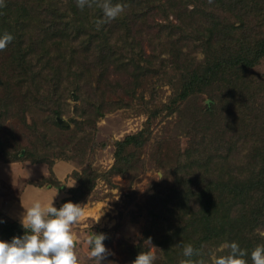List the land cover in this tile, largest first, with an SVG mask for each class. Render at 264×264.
Wrapping results in <instances>:
<instances>
[{
	"label": "trees",
	"instance_id": "1",
	"mask_svg": "<svg viewBox=\"0 0 264 264\" xmlns=\"http://www.w3.org/2000/svg\"><path fill=\"white\" fill-rule=\"evenodd\" d=\"M99 2L81 9L76 0H4L0 36L14 37L9 44L19 57L0 70V146L19 144L5 161H48L33 157L37 152L30 148L18 154L24 145L15 131L21 125L38 129L43 147H57L47 133L68 130L70 122L76 128L69 139L85 138L84 125L93 119L69 113L67 98L80 99L90 86L97 99L86 98L79 113L109 108L101 75L119 77L115 93L126 90V80L131 88L137 72H157L153 62H158L165 67L161 73L172 70L171 93L163 104L169 112L177 109V132L185 137L190 156L172 155L168 164L165 155L173 148L159 142L158 165L170 182L150 177L145 187L146 237L160 249L159 264H186L183 248L189 244L202 253L193 261L211 264V254L226 255L220 248L231 242L246 250L252 264L251 252L264 245V73L252 70L264 55V0H111L125 12L98 26L104 19ZM149 35L156 46L146 54L142 42ZM194 46L202 58L193 55ZM199 97L203 101L195 107ZM63 115L67 125L57 119ZM154 138L147 122L115 140L109 170L136 175L143 165L141 150ZM78 175V185L68 189L57 208L88 195L92 182ZM24 234L21 222L0 210V240Z\"/></svg>",
	"mask_w": 264,
	"mask_h": 264
},
{
	"label": "rangeland",
	"instance_id": "2",
	"mask_svg": "<svg viewBox=\"0 0 264 264\" xmlns=\"http://www.w3.org/2000/svg\"><path fill=\"white\" fill-rule=\"evenodd\" d=\"M145 30L142 37L146 33ZM142 44L146 54L152 52L156 46L152 36L144 37ZM194 47L195 53L193 55L197 59L202 58L203 54L200 47ZM164 55L166 53H162V56ZM11 57L17 61L19 59L16 47L9 44L4 50H0V70L8 69L5 66L14 61L10 59ZM153 64L154 68L157 66V72H142V74L139 71L136 74L137 78H133L131 88L130 82L126 80L127 82H124L126 90L118 89L115 93V88L122 83L119 77L112 75V72L109 76L101 75V79H103L101 85L108 94L104 102L109 108L105 107L103 110H98L93 107L91 112L94 115L88 111L79 113V110H82L87 103L86 98L91 103L97 99L92 87L85 86L86 94L80 99H74L71 96L67 98L69 113H73L79 120L93 119V122L84 125L87 131L85 138L78 137L72 140L71 137L69 139L71 130L76 128V123L70 122L68 130H59L65 132V135L57 131L47 133L48 138H53L54 142H58L57 147H43L42 136L38 129L33 131V127L21 125L18 131H15L16 137L19 139L18 142L24 145L20 146L22 148L18 154H23L24 150L30 148L37 152L33 157H43L48 161L37 163L24 159L5 161L14 155L16 149H19V144L8 143L9 147L5 148L0 146V176L4 177H0L2 178L0 182L2 197L0 204L11 211L7 213L0 210L18 221H21L25 211L24 207H30L32 202L38 199L33 196L34 193L38 195L33 187L34 184L44 188L57 183L63 185V188H58L60 192L59 199H56L55 204H57L60 197L69 195L67 184L75 183V186L78 185V174H82L86 179L91 180L92 184L88 195L84 199L76 198L73 200L76 201L74 203L81 204L85 211L84 220L73 226V231L79 241L76 245V251L81 264H95L94 260L88 258L87 253L90 249L85 243L86 237L93 232L106 234L107 239L104 244L112 253L102 264H132V261L136 259L134 256L140 252L148 251L156 255L155 264L160 263L161 252L159 247L151 238H147L144 232L149 217L144 190L150 182V177L158 181L157 173L163 172L165 176L163 167L158 165L159 142L167 141L170 146L168 147L169 150L173 148L172 152L165 155L168 164L173 162L172 155H176L177 159L178 157L179 159L188 158L190 150L186 148L185 137L180 136L177 132L179 122L176 115L177 109L169 112V108L167 109L163 104V102H167L171 93L169 84L170 79L173 80L172 70L161 73L162 68L165 67L159 68L158 62H153ZM163 64L166 63L163 62ZM252 70L257 73H264V55ZM90 78L95 79V77ZM109 78H111V85L107 84ZM202 101V98L199 97L194 106L200 105ZM75 104H78V112H73ZM34 115L36 118L37 114L34 113ZM13 118L15 117H10L8 121H13ZM60 118L65 121L68 120L67 115L57 119L60 120ZM147 122L153 130V137L155 138L141 150L140 157L143 159V165L139 167L141 170L134 176L111 172L109 169L114 162V141L121 139L126 134L138 131ZM36 123L39 124V122ZM182 149L184 150L181 151ZM178 151H181L180 155H178ZM169 178L160 179L159 183L167 185L170 181L166 179ZM101 211L104 214L99 222L95 223V218L100 215ZM164 228L170 232L169 228Z\"/></svg>",
	"mask_w": 264,
	"mask_h": 264
},
{
	"label": "clouds",
	"instance_id": "3",
	"mask_svg": "<svg viewBox=\"0 0 264 264\" xmlns=\"http://www.w3.org/2000/svg\"><path fill=\"white\" fill-rule=\"evenodd\" d=\"M98 0H76L77 6L83 9L85 6L91 7ZM5 6L4 0H0V7ZM98 6L103 11V20L97 21V25L110 22L119 18L124 12L122 4H113L111 0H102ZM14 37L10 33L0 36V50H4ZM158 179H163V172L157 173ZM69 188L75 183L67 184ZM53 198L48 202L36 199L30 207H24L25 211L21 217V225L25 234L15 236L11 241L0 240V264H81L76 251L79 242L77 235L73 231V226L80 224L85 218V211L79 203L68 201L61 207L54 206ZM95 218L98 223L103 216ZM107 239L104 233H95L87 236L85 243L90 249L87 253L90 260L95 264L102 262L112 254L106 247L104 241ZM150 241V240H149ZM151 243V241H150ZM227 250L226 255L211 254V264H248L245 257L247 252L241 249L238 243H225L220 251ZM200 250L192 245L183 248V256L189 258L186 264H204L202 260L193 261L194 256H201ZM157 257L151 252H140L132 264H155ZM252 264H264V245L257 246L251 252Z\"/></svg>",
	"mask_w": 264,
	"mask_h": 264
},
{
	"label": "crops",
	"instance_id": "4",
	"mask_svg": "<svg viewBox=\"0 0 264 264\" xmlns=\"http://www.w3.org/2000/svg\"><path fill=\"white\" fill-rule=\"evenodd\" d=\"M2 167V166H1ZM1 175V174H0ZM0 177H3V176H0ZM4 178V177H3ZM2 181V178H0V182ZM37 192L38 195H36V193L33 194V196H35L36 198L42 200V201H50L54 194L56 193L57 191V195L54 197L53 199V203H54V206L56 205V199L58 198L59 199V192L60 190L53 186V185H48L47 187H37V185L34 184L33 186ZM29 188V187H28ZM45 198L44 200L42 198ZM61 198V197H60ZM1 200H2V197H1V193H0V203H1ZM20 200V199H18ZM60 201V200H59ZM12 207V205H10ZM0 209L3 210V211H6L7 213H9L8 211H11L10 209H8L7 207L3 206L0 204Z\"/></svg>",
	"mask_w": 264,
	"mask_h": 264
},
{
	"label": "water",
	"instance_id": "5",
	"mask_svg": "<svg viewBox=\"0 0 264 264\" xmlns=\"http://www.w3.org/2000/svg\"><path fill=\"white\" fill-rule=\"evenodd\" d=\"M59 120V119H58ZM61 123H63V124H67V121H65V120H63V119H61L60 118V120H59ZM135 257H137V255L135 256Z\"/></svg>",
	"mask_w": 264,
	"mask_h": 264
}]
</instances>
